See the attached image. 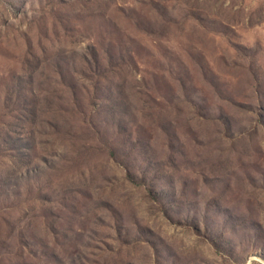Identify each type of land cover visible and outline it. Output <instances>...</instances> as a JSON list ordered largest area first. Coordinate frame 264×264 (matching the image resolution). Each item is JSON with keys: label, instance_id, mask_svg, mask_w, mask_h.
I'll use <instances>...</instances> for the list:
<instances>
[{"label": "rangeland", "instance_id": "rangeland-1", "mask_svg": "<svg viewBox=\"0 0 264 264\" xmlns=\"http://www.w3.org/2000/svg\"><path fill=\"white\" fill-rule=\"evenodd\" d=\"M264 264V0H0V264Z\"/></svg>", "mask_w": 264, "mask_h": 264}, {"label": "water", "instance_id": "water-1", "mask_svg": "<svg viewBox=\"0 0 264 264\" xmlns=\"http://www.w3.org/2000/svg\"><path fill=\"white\" fill-rule=\"evenodd\" d=\"M252 260H254V259H251V260H250V261H251L250 264H252Z\"/></svg>", "mask_w": 264, "mask_h": 264}, {"label": "bare ground", "instance_id": "bare-ground-1", "mask_svg": "<svg viewBox=\"0 0 264 264\" xmlns=\"http://www.w3.org/2000/svg\"><path fill=\"white\" fill-rule=\"evenodd\" d=\"M251 262V261H250ZM250 262L248 264H250Z\"/></svg>", "mask_w": 264, "mask_h": 264}]
</instances>
